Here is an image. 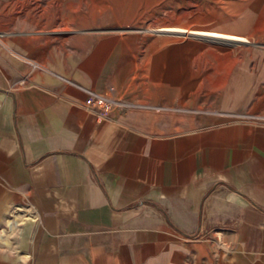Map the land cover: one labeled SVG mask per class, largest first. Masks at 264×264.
I'll return each mask as SVG.
<instances>
[{"label":"crops","instance_id":"crops-1","mask_svg":"<svg viewBox=\"0 0 264 264\" xmlns=\"http://www.w3.org/2000/svg\"><path fill=\"white\" fill-rule=\"evenodd\" d=\"M77 43L37 63L0 30V264H264V122L235 115L228 43ZM85 88L133 104L96 118Z\"/></svg>","mask_w":264,"mask_h":264},{"label":"rangeland","instance_id":"rangeland-1","mask_svg":"<svg viewBox=\"0 0 264 264\" xmlns=\"http://www.w3.org/2000/svg\"><path fill=\"white\" fill-rule=\"evenodd\" d=\"M0 30L19 32L35 62L54 65L76 60L87 50L77 41L90 34L138 31L164 40L228 43L213 44L233 50L249 101L235 115L264 122V0H0ZM253 104L258 110L247 109ZM26 216L15 211L2 235Z\"/></svg>","mask_w":264,"mask_h":264},{"label":"built area","instance_id":"built-area-1","mask_svg":"<svg viewBox=\"0 0 264 264\" xmlns=\"http://www.w3.org/2000/svg\"><path fill=\"white\" fill-rule=\"evenodd\" d=\"M85 90L87 91V97L85 98L84 101L88 106L95 105L97 107V110L94 111L96 118H102L105 115V113L110 111L115 106L127 107L133 104L132 102L120 98H115L103 93H99L89 88H85ZM247 116L253 118H260V116L258 115H247ZM261 118H264V116H261Z\"/></svg>","mask_w":264,"mask_h":264},{"label":"bare ground","instance_id":"bare-ground-1","mask_svg":"<svg viewBox=\"0 0 264 264\" xmlns=\"http://www.w3.org/2000/svg\"><path fill=\"white\" fill-rule=\"evenodd\" d=\"M3 236H4V235H3ZM3 236H2V237H3ZM5 237H6V236H5Z\"/></svg>","mask_w":264,"mask_h":264}]
</instances>
